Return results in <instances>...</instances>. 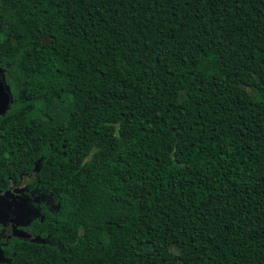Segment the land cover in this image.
Segmentation results:
<instances>
[{"label": "trees", "instance_id": "obj_1", "mask_svg": "<svg viewBox=\"0 0 264 264\" xmlns=\"http://www.w3.org/2000/svg\"><path fill=\"white\" fill-rule=\"evenodd\" d=\"M0 78V264H264V0H0Z\"/></svg>", "mask_w": 264, "mask_h": 264}, {"label": "flooded vegetation", "instance_id": "obj_2", "mask_svg": "<svg viewBox=\"0 0 264 264\" xmlns=\"http://www.w3.org/2000/svg\"><path fill=\"white\" fill-rule=\"evenodd\" d=\"M33 179V174L22 175L16 183L9 180L7 182L8 187L3 190L0 189V194L7 193V195L9 194L13 199L10 200L11 204H16L14 198L16 200L23 199L27 207L32 209V213L29 214L28 218L19 219V216L14 217L12 215L6 220H0V244L3 242V239L9 240L12 236L23 238L19 235V232H24L27 234L28 237L26 238L32 237V233L27 231L26 226L34 217L40 216L41 201H43L45 198L37 191L36 187L30 186L33 182ZM0 260H3L2 256H0Z\"/></svg>", "mask_w": 264, "mask_h": 264}, {"label": "rangeland", "instance_id": "obj_3", "mask_svg": "<svg viewBox=\"0 0 264 264\" xmlns=\"http://www.w3.org/2000/svg\"><path fill=\"white\" fill-rule=\"evenodd\" d=\"M39 39L44 42H48L49 39L45 35H40ZM9 195V194H8ZM7 193L0 194V220L7 219L12 215L14 217L19 216V219L28 218L29 214L32 213V209L27 207L25 201L23 199H15L14 201L16 204H11L10 200H13L10 195L8 196ZM14 205V207H13ZM27 216V217H26ZM173 242L176 245L180 244V239L177 237L173 238Z\"/></svg>", "mask_w": 264, "mask_h": 264}, {"label": "water", "instance_id": "obj_4", "mask_svg": "<svg viewBox=\"0 0 264 264\" xmlns=\"http://www.w3.org/2000/svg\"><path fill=\"white\" fill-rule=\"evenodd\" d=\"M10 100H11L10 94L5 88L0 78V115L4 114L7 111ZM19 235L23 237H28V235L25 234L24 232H19Z\"/></svg>", "mask_w": 264, "mask_h": 264}]
</instances>
